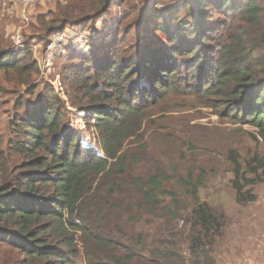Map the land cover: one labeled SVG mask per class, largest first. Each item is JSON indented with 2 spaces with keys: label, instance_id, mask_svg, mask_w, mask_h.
Instances as JSON below:
<instances>
[{
  "label": "trees",
  "instance_id": "1",
  "mask_svg": "<svg viewBox=\"0 0 264 264\" xmlns=\"http://www.w3.org/2000/svg\"><path fill=\"white\" fill-rule=\"evenodd\" d=\"M118 1L124 0H54L36 18L42 37L34 33L18 51L0 28V96L16 94L5 135L0 130V264H74L80 236L92 243L93 264H217L229 220L201 202L192 180L181 181L193 196L191 210L173 198L163 211L168 219L133 246L111 235L120 238L121 214L138 222L144 211L158 213L170 179L162 171L146 181L126 176L129 160L142 156L130 147L168 102L251 126L264 143V0H176L165 11L158 9L162 0H153L110 26L104 16ZM191 1L198 6L193 23L179 17L194 15ZM212 14L218 19L208 23ZM100 22L106 38L67 47L58 58L59 87L52 81L41 87L31 43L45 49L69 29L101 37ZM73 109L85 112L88 131L98 134L94 146H83L70 121ZM228 161L236 203L258 202L254 188L264 184V157L245 161L230 151ZM115 214L114 228L101 225Z\"/></svg>",
  "mask_w": 264,
  "mask_h": 264
},
{
  "label": "rangeland",
  "instance_id": "2",
  "mask_svg": "<svg viewBox=\"0 0 264 264\" xmlns=\"http://www.w3.org/2000/svg\"><path fill=\"white\" fill-rule=\"evenodd\" d=\"M152 1H118L104 16V19L110 26L116 25L125 15L140 13L150 8L154 2ZM162 2L164 5L158 6V9L162 11L176 4V0H162ZM53 3L54 0H45L25 7L19 0H0V28L6 35H9V40L14 44L15 50L26 48V41L33 36L42 37L34 27L36 18L38 13L49 11ZM191 3L193 4V1ZM192 4L193 16L183 13L179 16L181 19L186 17V20L191 23L197 22L198 19L195 17L198 6ZM217 19L218 16L212 14L208 23H214ZM103 28L102 22L96 25V29L102 31V36L99 37L97 34L95 38H89L90 32L77 35L74 33L75 30L73 32L69 29V32L65 34L66 48H80L87 46L89 42H101L107 36V29L103 30ZM34 33L37 35L35 36ZM34 41L37 43V40ZM109 41L105 39L103 44L107 45ZM30 47L33 49L34 59L38 62L40 69L36 82L43 87V84L52 81L51 84L53 83L58 88L63 62L58 58L64 54L56 56L49 64L47 47L44 49L42 43L39 42L37 44L32 42ZM1 83L8 89L12 88L5 82L2 75ZM15 97L16 94L0 96V130L4 135L11 118ZM168 103L167 110L159 112L155 116L154 123L146 124L138 141L130 147L139 148L142 156L139 157L138 162L133 159L129 160V172L126 176V179L133 182H137L138 179L146 181L162 171L166 179H170L169 182L164 183L163 191L158 197V213L152 216L144 211L138 222L131 219V214L126 218L124 214H121L120 218L126 221L119 225L120 238L115 234L111 236L121 240L126 246H133L140 234L151 233L156 227L163 225L168 219L166 213L163 212L164 207L172 205L173 198L178 200L180 207L184 210H191L194 206L193 196L187 193V185L182 184L181 181L192 180L191 184L199 183L201 202L224 212L229 220L226 236L220 240L217 264H264V184L254 188L258 202L248 207H240L236 203V192L232 188L234 178L232 166L228 163L230 151H236L245 161L257 154L264 157V143L259 138L258 131L248 125H233L227 120H222L210 109L182 104L181 100ZM85 119V112L73 109L70 121L81 133L83 146L88 148L95 145V140L98 142L99 136L88 131L91 128L86 125ZM135 152L136 150L133 151ZM118 220L119 216L115 214L114 218L103 221L101 225L109 221V229L114 228ZM175 224L179 229L184 227V218L181 217ZM91 246L89 238H85V242L82 236L77 239V249L80 254L74 264H93L95 256L87 251Z\"/></svg>",
  "mask_w": 264,
  "mask_h": 264
},
{
  "label": "built area",
  "instance_id": "3",
  "mask_svg": "<svg viewBox=\"0 0 264 264\" xmlns=\"http://www.w3.org/2000/svg\"><path fill=\"white\" fill-rule=\"evenodd\" d=\"M20 3L25 6L28 7L32 4H34L35 2L39 1V0H19ZM66 44H67V40L65 38V35L63 34H59L56 35L51 42L48 44L47 48H46V52L48 54V63L50 64L52 62V60L57 56L59 57L61 54H65L66 51Z\"/></svg>",
  "mask_w": 264,
  "mask_h": 264
}]
</instances>
